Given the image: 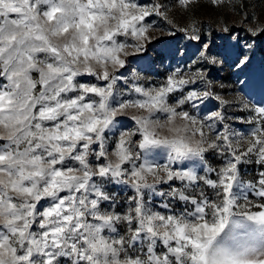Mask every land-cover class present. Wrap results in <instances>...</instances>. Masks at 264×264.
Wrapping results in <instances>:
<instances>
[{
  "label": "snow or ice",
  "instance_id": "6c2138e0",
  "mask_svg": "<svg viewBox=\"0 0 264 264\" xmlns=\"http://www.w3.org/2000/svg\"><path fill=\"white\" fill-rule=\"evenodd\" d=\"M153 16L175 27L161 0H0V264H264V106L225 115L195 23L185 68L126 74Z\"/></svg>",
  "mask_w": 264,
  "mask_h": 264
},
{
  "label": "rangeland",
  "instance_id": "374dc122",
  "mask_svg": "<svg viewBox=\"0 0 264 264\" xmlns=\"http://www.w3.org/2000/svg\"><path fill=\"white\" fill-rule=\"evenodd\" d=\"M140 2L149 3L151 0ZM161 3L166 5L168 18L175 27L161 17L153 16L149 22L155 21L152 34L156 39L148 45L146 54L129 58V72L126 74L135 69L150 77L154 84L174 68H185L197 58L201 43L187 39L186 34L177 29L195 23L202 40H211V53L223 54L217 56V60H223V63L207 65L204 70L211 81V90L229 101L224 109L225 115L247 119L250 113L240 109L241 102L264 106V33L252 35L248 31L250 27L264 26V0H223L218 4L211 3V0H196L187 10L180 8L177 0H161ZM224 27L229 31L223 32ZM234 36L235 40L232 39ZM243 55L249 57V62L237 69V57ZM201 107L203 112L214 111L218 102L210 99ZM226 122L242 134H247L254 127L237 119ZM209 160L213 167L221 162L211 156ZM258 169L253 158L252 163L242 166L244 178L253 179ZM125 195V192H120L121 199Z\"/></svg>",
  "mask_w": 264,
  "mask_h": 264
}]
</instances>
